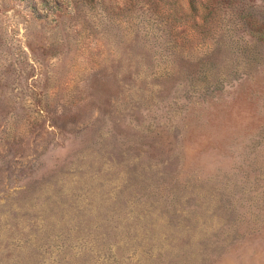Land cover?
<instances>
[{
	"label": "rangeland",
	"instance_id": "rangeland-1",
	"mask_svg": "<svg viewBox=\"0 0 264 264\" xmlns=\"http://www.w3.org/2000/svg\"><path fill=\"white\" fill-rule=\"evenodd\" d=\"M68 2L0 0V264H264V58Z\"/></svg>",
	"mask_w": 264,
	"mask_h": 264
},
{
	"label": "trees",
	"instance_id": "trees-1",
	"mask_svg": "<svg viewBox=\"0 0 264 264\" xmlns=\"http://www.w3.org/2000/svg\"><path fill=\"white\" fill-rule=\"evenodd\" d=\"M144 1L147 13L175 22L174 29L192 19L196 30L215 40L217 53L225 50L240 56L248 72L264 58V0H216L208 4L202 0ZM48 6L56 9L59 4L55 1Z\"/></svg>",
	"mask_w": 264,
	"mask_h": 264
},
{
	"label": "built area",
	"instance_id": "built-area-1",
	"mask_svg": "<svg viewBox=\"0 0 264 264\" xmlns=\"http://www.w3.org/2000/svg\"><path fill=\"white\" fill-rule=\"evenodd\" d=\"M62 2H65L66 3V6H67V8L69 9V10H72V5L68 2V0H61ZM46 9L48 10V9H53L54 7H49V6H47L46 5ZM54 10V9H53Z\"/></svg>",
	"mask_w": 264,
	"mask_h": 264
}]
</instances>
